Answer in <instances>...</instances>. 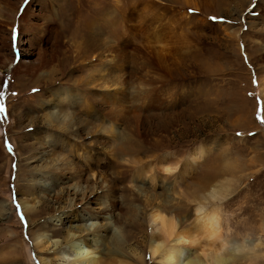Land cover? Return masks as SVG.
<instances>
[{
  "label": "rangeland",
  "instance_id": "1",
  "mask_svg": "<svg viewBox=\"0 0 264 264\" xmlns=\"http://www.w3.org/2000/svg\"><path fill=\"white\" fill-rule=\"evenodd\" d=\"M10 1L30 5L10 48L36 74L0 73V264H71L61 229L113 220L137 223L136 264H161L148 215L175 206L190 227L210 182L231 187L216 204L246 246L233 264H264V0Z\"/></svg>",
  "mask_w": 264,
  "mask_h": 264
},
{
  "label": "bare ground",
  "instance_id": "2",
  "mask_svg": "<svg viewBox=\"0 0 264 264\" xmlns=\"http://www.w3.org/2000/svg\"><path fill=\"white\" fill-rule=\"evenodd\" d=\"M30 15L31 11L29 4L24 8L21 15H18L15 3H12L10 0H0V73H2L4 68L9 65L13 66L11 68L13 74H16L22 68L27 72L34 69L33 73H28L30 77L29 81L32 82V79L34 81L36 74L35 67L30 63L16 64V56L14 55L15 51L10 48L12 43V25L16 23V19L18 18L17 21L20 19V22H23L26 26H32V20L30 21L29 19ZM19 44L20 48L24 45L22 40ZM20 50L22 51L23 49ZM261 95L264 97L263 93ZM201 155L202 151L199 149V152L197 151L192 159L198 160L201 158ZM212 183L210 182L209 185ZM209 185L206 187L207 190H205L206 188L204 189L205 192L203 191L201 195L196 197L197 199H195L194 196L192 200H190L195 207L193 210L194 221L190 227L185 228L179 222L175 223V206H171L174 208L173 211L161 209L167 213V215H162L159 211H153L148 215L147 223L149 224L150 237L148 241H145L144 247H146V250H148L152 257L156 258L159 263L233 264L235 260L240 259L239 255L242 254L241 252L246 246H244V242L234 243L231 241L227 234L228 231L225 230V227H222L221 224V208L216 204L217 201H221L229 195L231 187L225 182L215 183L212 186ZM73 193L76 195L77 192L75 193L73 190ZM21 204L23 206V202ZM107 206H102L97 213L100 216L102 215L101 218L103 219L104 216L110 217L109 211V215L104 213L107 211ZM23 207L26 210H31L27 205ZM68 209L70 208H64L62 211L63 213L57 217L58 219H54V221H64L66 219L65 217L68 215ZM7 212L8 209H5V205L0 203V216L3 214L7 215ZM169 214H171V216ZM63 215L66 216L62 218ZM105 224H103V226L94 227L92 230H84L71 226L66 230L62 228L61 233L66 232V234L62 236V239L65 246H67V250L66 252L63 250L65 253L58 256L57 260L61 262L67 258L71 264H102L104 263L102 258L106 255L107 257H118V261L115 262L118 264H136L132 259L133 254H127L126 248L129 245L128 242L130 240L134 241L135 239L134 231L131 230L132 227L133 229H137L135 226L137 223L135 225L129 224V226L122 224V226L119 227L118 225L116 226V223L113 220L112 227L110 226L111 224ZM113 227H116L118 232L117 236L110 232V229ZM49 238L51 239L48 235H37L35 239L33 238V246L39 248L42 244L46 247L45 244L48 245ZM109 241L110 243H108ZM105 244H108L109 248L105 254H103L99 249ZM30 261L31 264H34L31 256ZM39 262L40 264H48V261L42 259H40Z\"/></svg>",
  "mask_w": 264,
  "mask_h": 264
},
{
  "label": "snow or ice",
  "instance_id": "3",
  "mask_svg": "<svg viewBox=\"0 0 264 264\" xmlns=\"http://www.w3.org/2000/svg\"><path fill=\"white\" fill-rule=\"evenodd\" d=\"M25 2H27V0H25ZM35 91V90H34ZM0 111H3V109L2 108H0ZM239 135V134H238Z\"/></svg>",
  "mask_w": 264,
  "mask_h": 264
}]
</instances>
